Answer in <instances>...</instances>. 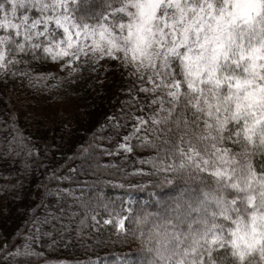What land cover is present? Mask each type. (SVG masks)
<instances>
[{
  "label": "snow or ice",
  "instance_id": "1",
  "mask_svg": "<svg viewBox=\"0 0 264 264\" xmlns=\"http://www.w3.org/2000/svg\"><path fill=\"white\" fill-rule=\"evenodd\" d=\"M80 7L0 0V76L23 81L49 63L43 74L58 83L122 81L119 115L107 119L117 136L129 121L132 131L116 152L143 148L154 157L150 175L180 189L157 213L136 216L143 264H264V0ZM46 224L33 213L25 227L39 233ZM119 227L127 237L124 220Z\"/></svg>",
  "mask_w": 264,
  "mask_h": 264
},
{
  "label": "trees",
  "instance_id": "2",
  "mask_svg": "<svg viewBox=\"0 0 264 264\" xmlns=\"http://www.w3.org/2000/svg\"><path fill=\"white\" fill-rule=\"evenodd\" d=\"M101 4L80 0V12L91 14ZM34 67L40 73L23 81L9 74L5 82L0 76V264H143L147 257L136 216L157 213L159 201L180 189L164 183L163 175H150L154 157L143 148L116 152L120 137L132 131L129 121L117 136L107 119L119 115L122 82L108 77L103 88L86 79L69 85L43 74L53 70L49 63ZM113 82L118 89L110 88ZM57 96L75 101L73 115L38 113L39 103ZM125 155L129 161L122 159ZM138 170L143 175L133 176ZM150 181L159 183L153 187ZM33 213L47 221L39 233L25 227ZM121 218L127 237L118 225Z\"/></svg>",
  "mask_w": 264,
  "mask_h": 264
},
{
  "label": "rangeland",
  "instance_id": "3",
  "mask_svg": "<svg viewBox=\"0 0 264 264\" xmlns=\"http://www.w3.org/2000/svg\"><path fill=\"white\" fill-rule=\"evenodd\" d=\"M109 77L111 78L112 81L119 79L117 76H115L113 74H109ZM109 86H111L110 87L111 89H118L114 82L112 85L109 84ZM75 106H77V105L75 104V101L73 99L72 100L66 99L63 96L51 97V98H48L47 101H44L43 105L41 103L38 104V108H39L38 113L41 111L47 115L50 114L53 116H60L63 113L67 112V113H71V115H73V113H74L73 111H75ZM122 159L124 161H129V160H127L128 155L127 156L125 155ZM122 220H123V218L119 219V223ZM119 223H118V225H119Z\"/></svg>",
  "mask_w": 264,
  "mask_h": 264
}]
</instances>
